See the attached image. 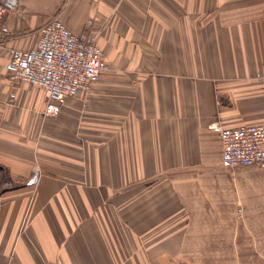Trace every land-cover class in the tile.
<instances>
[{
	"label": "crops",
	"instance_id": "1",
	"mask_svg": "<svg viewBox=\"0 0 264 264\" xmlns=\"http://www.w3.org/2000/svg\"><path fill=\"white\" fill-rule=\"evenodd\" d=\"M17 2L0 21V264H264V168L222 167L211 129L264 124V0ZM51 17L96 34L107 65L57 115L37 86L9 99L4 70Z\"/></svg>",
	"mask_w": 264,
	"mask_h": 264
},
{
	"label": "built area",
	"instance_id": "2",
	"mask_svg": "<svg viewBox=\"0 0 264 264\" xmlns=\"http://www.w3.org/2000/svg\"><path fill=\"white\" fill-rule=\"evenodd\" d=\"M17 7V0H0V21ZM1 33L9 34L7 26L1 27ZM4 70L11 85L9 99L15 98L16 84L25 82L41 89L47 100L44 113L57 115L68 98L88 91L107 65L96 34L76 35L59 18L51 17L43 23L34 48L7 50ZM211 129L221 141L222 167L264 168V124L227 128L215 122ZM38 180L35 169L26 184L35 186Z\"/></svg>",
	"mask_w": 264,
	"mask_h": 264
}]
</instances>
